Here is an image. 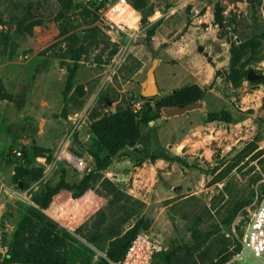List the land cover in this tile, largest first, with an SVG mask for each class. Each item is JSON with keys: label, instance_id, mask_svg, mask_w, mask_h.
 Segmentation results:
<instances>
[{"label": "rangeland", "instance_id": "374dc122", "mask_svg": "<svg viewBox=\"0 0 264 264\" xmlns=\"http://www.w3.org/2000/svg\"><path fill=\"white\" fill-rule=\"evenodd\" d=\"M129 1L139 10L108 24L83 0L70 11L60 0H0V85L11 94L0 98V259L114 264L108 250L136 225L170 264H259L242 250L264 194V0ZM155 57L160 91L198 84L207 108L162 110L141 124L142 145L108 162L94 130L131 112ZM232 60L236 81L210 76ZM165 145L167 158L144 164L141 150ZM62 148L84 167L59 158Z\"/></svg>", "mask_w": 264, "mask_h": 264}, {"label": "trees", "instance_id": "16d2710c", "mask_svg": "<svg viewBox=\"0 0 264 264\" xmlns=\"http://www.w3.org/2000/svg\"><path fill=\"white\" fill-rule=\"evenodd\" d=\"M63 3L65 11H70L74 4L72 0H60ZM82 3V2H81ZM80 5H83L80 4ZM134 5V4H133ZM139 10V6L136 7ZM214 16L218 22L224 21L223 14L216 8L214 11ZM148 34L153 35L154 30H150ZM242 68H237L233 60L231 61L228 68L224 69H216V75L223 74L227 75L228 77L232 78V80H237L238 73L242 72ZM207 89L200 87L198 84H189L185 87L178 89L176 92L169 94L165 97L157 98L158 94L153 96H144L140 95L141 97L147 100L145 106L139 112L141 114L140 119L138 120L135 116V113L119 111L108 114V118L102 124V129L98 131L97 129L94 130V137L98 142L102 143L107 150L106 157L108 162L110 161L111 157L120 151L125 146H136L138 140L140 138V128L142 123H147L148 121L155 119L161 116V112L164 106L166 105H177V104H186L189 102H193L196 100L203 99L205 97ZM0 98H11V94L7 93L6 90L3 89L2 85H0ZM156 100V105L152 103V101ZM131 104V103H130ZM155 108V112L153 113L152 110ZM133 112V113H132ZM210 119H220L223 118L221 112H208ZM225 119V118H224ZM163 151V152H160ZM165 149H159L158 151L150 150L149 148H144L141 150L143 156L145 158H149L152 161H155L159 157L167 158V154L164 152ZM167 152V151H166ZM146 160V159H145ZM41 172L38 171L36 176H38ZM262 189L264 190V183L261 184ZM137 224V223H136ZM136 226V225H135ZM134 226V227H135ZM133 228L129 229L123 238H119L120 242L114 241V247L110 248L107 254L114 258L115 260H119L122 258L131 243L132 239L138 233L132 231ZM126 236V237H125ZM125 240L122 242V239ZM156 257L162 261V264H170L172 255L167 251H160L156 254ZM11 260H23V261H35L40 263L46 264H64L63 262H55L46 259H37V258H5L0 259L1 262L11 261ZM98 264H109L106 258H101Z\"/></svg>", "mask_w": 264, "mask_h": 264}, {"label": "built area", "instance_id": "2783aa9c", "mask_svg": "<svg viewBox=\"0 0 264 264\" xmlns=\"http://www.w3.org/2000/svg\"><path fill=\"white\" fill-rule=\"evenodd\" d=\"M83 2L96 11L99 17L108 24L114 22L113 16L120 15L124 9L132 12L138 11L129 0H83ZM144 99L142 97L132 99L130 107L133 112L141 111L145 105ZM14 151L15 157L20 162H24L22 151L17 149ZM57 156L66 159L77 168H82L86 164L85 160L77 152L67 148L59 150ZM162 249L161 242L155 236L146 231H140L132 239L124 256L114 261V264H152L156 254ZM2 250L0 235V252ZM242 254H250L257 258L259 264H264V194L257 203L248 222L243 237Z\"/></svg>", "mask_w": 264, "mask_h": 264}, {"label": "water", "instance_id": "95a60500", "mask_svg": "<svg viewBox=\"0 0 264 264\" xmlns=\"http://www.w3.org/2000/svg\"><path fill=\"white\" fill-rule=\"evenodd\" d=\"M158 62L159 59L154 58L151 66L147 70L146 79L142 81L141 94L144 96H153L158 94L159 92L158 84L156 82V75H155V69L158 65ZM256 76L257 74L252 70L248 71L249 79H254ZM197 107H202L204 109L207 108V106L203 103L202 100H196L186 104L166 105L163 107L162 110L167 116H172V115L189 112L191 109ZM0 264H46V263H40L35 261L11 260V261L1 262Z\"/></svg>", "mask_w": 264, "mask_h": 264}, {"label": "crops", "instance_id": "0c3cea01", "mask_svg": "<svg viewBox=\"0 0 264 264\" xmlns=\"http://www.w3.org/2000/svg\"><path fill=\"white\" fill-rule=\"evenodd\" d=\"M113 18H115V16H113ZM155 37H157V34H156V33H154V34L152 35V39H155ZM152 41H153V40H152ZM155 58H158V57H155ZM158 59H159V58H158ZM218 68H220V69H224L225 66H222V67H219V66H218L217 69H218ZM210 73H211L210 76H212V77L215 76V75H216V68H215V67H212V70H211ZM189 84H193V83H189ZM189 84H186V85H189ZM158 88H159V86H158ZM177 90H178V89H176V90H174V91H171V92L169 93L168 90H166V89L164 88L162 91L159 90L157 98L168 96L169 94L174 93V92H176ZM208 93H210V92H207V91H206V94H205V97H204V98L207 99V94H208ZM194 109H196V108H194ZM194 109H191L189 112L182 113V114H177V115H185V114L190 115V114H193V113H194ZM172 117H176V115H172ZM163 119H165L164 116H160V117L156 118L155 120H159V121H160V120H163ZM166 119H167V118H166ZM138 144L142 145V143H138ZM138 144H137V145H138ZM124 148H125V147H124ZM124 148H122V149H124ZM122 149H121V150H122ZM162 149H165V150L167 151V153L170 152L169 149H168V146H166V145H165ZM121 150H120V151H121ZM120 151H118L116 154H114V155L111 157V159H113V160L117 159V157H118ZM111 159H110V160H111ZM147 161H149V163H150L151 165H155V166H157L158 163H159V159H158V158H157L156 161H152V160H150V159H146V160L144 161V164H145V165L148 164ZM85 162H86V161H85ZM153 162H154V164H153ZM108 166H109V165H108ZM108 173L111 174L112 176H114V173H118V172H113V170L108 169ZM120 175H125V174H124V173H120ZM130 175H131V173H130ZM113 178L116 179V177H113ZM121 187H124V186H121ZM130 189L132 190V188H130Z\"/></svg>", "mask_w": 264, "mask_h": 264}]
</instances>
